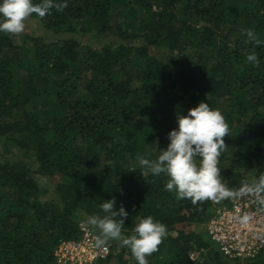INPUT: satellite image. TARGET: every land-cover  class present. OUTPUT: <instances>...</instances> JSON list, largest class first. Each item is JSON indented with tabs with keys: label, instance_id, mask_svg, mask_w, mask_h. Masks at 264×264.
<instances>
[{
	"label": "trees",
	"instance_id": "trees-1",
	"mask_svg": "<svg viewBox=\"0 0 264 264\" xmlns=\"http://www.w3.org/2000/svg\"><path fill=\"white\" fill-rule=\"evenodd\" d=\"M29 17L53 39L0 32V264H55V246L113 196L124 235L148 215L166 225L148 264H238L201 228L229 198L178 199L137 157L155 159L175 113L205 100L229 126L222 183L264 174V0H66ZM35 176L55 180L51 197ZM105 245L94 264H136L119 241Z\"/></svg>",
	"mask_w": 264,
	"mask_h": 264
},
{
	"label": "clouds",
	"instance_id": "clouds-1",
	"mask_svg": "<svg viewBox=\"0 0 264 264\" xmlns=\"http://www.w3.org/2000/svg\"><path fill=\"white\" fill-rule=\"evenodd\" d=\"M66 0H0V32L18 34L25 28V19L32 14L43 17L50 9H61ZM249 41L261 44L256 33L245 30ZM248 61L256 62L255 53H250ZM176 127L168 131L166 148H159L155 159L137 157V164L153 176L165 174L168 179L164 187L174 191L178 199L190 198L193 204L199 201H220L238 198L242 193L256 196L264 204V174L239 189L228 188L221 181L218 158L225 148L224 137L229 135V126L218 109L211 108L201 100L186 113H175ZM198 161V163H197ZM116 197L104 199L100 209L103 215H90L86 224L96 229L94 247L100 248L108 240L119 241L126 246L136 264H148L147 256L156 251L162 238L168 234L166 225L151 215L142 217L130 235H124L122 228L128 212L121 203L117 208ZM246 220L247 217H243Z\"/></svg>",
	"mask_w": 264,
	"mask_h": 264
},
{
	"label": "built area",
	"instance_id": "built-area-1",
	"mask_svg": "<svg viewBox=\"0 0 264 264\" xmlns=\"http://www.w3.org/2000/svg\"><path fill=\"white\" fill-rule=\"evenodd\" d=\"M245 216L247 219L243 220ZM79 230V239L61 241L55 246V264H94L108 255L106 245L94 247L97 235L89 226L79 224ZM204 230L224 258L238 264H249L264 253V204L250 193L229 198L214 209L204 224ZM198 255V252L189 253V260L195 262Z\"/></svg>",
	"mask_w": 264,
	"mask_h": 264
},
{
	"label": "rangeland",
	"instance_id": "rangeland-1",
	"mask_svg": "<svg viewBox=\"0 0 264 264\" xmlns=\"http://www.w3.org/2000/svg\"><path fill=\"white\" fill-rule=\"evenodd\" d=\"M24 23H25V28H24L23 31L27 35L32 36V37H45L46 39H53V36H51V34H48L39 25L38 21L35 20L34 18L27 17L25 19V22ZM54 39H56V37H54ZM216 109L220 110L223 115L225 114V109H224V107L219 102L217 103ZM34 178L36 179V181L38 182V184H39V186L41 188L47 190L48 194L46 195V197H51L53 195V187H54L55 180H51L48 177H39V176H35ZM80 224L87 225L86 224V221H83ZM201 228L204 229V225ZM206 236H207V234H206ZM207 238H208V236H207ZM208 240H209V238H208Z\"/></svg>",
	"mask_w": 264,
	"mask_h": 264
}]
</instances>
